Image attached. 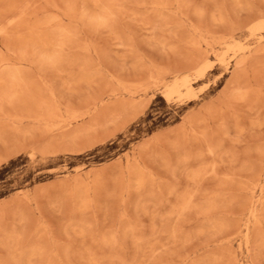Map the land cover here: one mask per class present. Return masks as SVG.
I'll return each instance as SVG.
<instances>
[{
  "label": "rangeland",
  "instance_id": "1",
  "mask_svg": "<svg viewBox=\"0 0 264 264\" xmlns=\"http://www.w3.org/2000/svg\"><path fill=\"white\" fill-rule=\"evenodd\" d=\"M8 155L0 264H264V0H0Z\"/></svg>",
  "mask_w": 264,
  "mask_h": 264
},
{
  "label": "crops",
  "instance_id": "2",
  "mask_svg": "<svg viewBox=\"0 0 264 264\" xmlns=\"http://www.w3.org/2000/svg\"><path fill=\"white\" fill-rule=\"evenodd\" d=\"M18 152H19L18 150L15 151V153H18ZM9 156H10V155L5 156V157H4V156H1V157H0V162H2L4 159H6V158L9 157Z\"/></svg>",
  "mask_w": 264,
  "mask_h": 264
},
{
  "label": "bare ground",
  "instance_id": "3",
  "mask_svg": "<svg viewBox=\"0 0 264 264\" xmlns=\"http://www.w3.org/2000/svg\"><path fill=\"white\" fill-rule=\"evenodd\" d=\"M31 87V86H30ZM36 103V102H35ZM48 106V105H47Z\"/></svg>",
  "mask_w": 264,
  "mask_h": 264
}]
</instances>
